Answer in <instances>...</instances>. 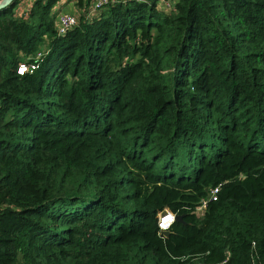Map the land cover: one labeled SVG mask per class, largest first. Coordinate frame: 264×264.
Listing matches in <instances>:
<instances>
[{"label": "trees", "instance_id": "1", "mask_svg": "<svg viewBox=\"0 0 264 264\" xmlns=\"http://www.w3.org/2000/svg\"><path fill=\"white\" fill-rule=\"evenodd\" d=\"M59 1L0 9V264H264V0Z\"/></svg>", "mask_w": 264, "mask_h": 264}, {"label": "built area", "instance_id": "2", "mask_svg": "<svg viewBox=\"0 0 264 264\" xmlns=\"http://www.w3.org/2000/svg\"><path fill=\"white\" fill-rule=\"evenodd\" d=\"M2 0H0L1 2ZM111 0H94L92 6L90 8L91 12H96L104 7L108 2ZM161 4L165 7H171L172 1L171 0H160ZM28 7V0H17L16 3V13L23 14L24 8ZM78 23V15L70 14V13H63L60 14V22L58 25L59 33H64L73 26ZM48 51V48H41L37 50L34 55L28 56L26 59L20 61L17 67V71L20 74H25L26 72H33L36 70L39 65L40 61L43 60L45 53ZM221 185L212 187L208 197L203 198L200 206L198 207L199 211H203L206 208L208 202L210 200H215L218 197V193L220 191ZM176 220V213L172 212L171 210H165L160 214L159 217V224L163 230H168L171 227V224Z\"/></svg>", "mask_w": 264, "mask_h": 264}, {"label": "crops", "instance_id": "3", "mask_svg": "<svg viewBox=\"0 0 264 264\" xmlns=\"http://www.w3.org/2000/svg\"><path fill=\"white\" fill-rule=\"evenodd\" d=\"M77 1L78 0H60L58 5L60 4V7L58 9V12L56 13V23L57 25H59L58 23L60 22V14L63 13H70V14H76L78 16H81L83 14H87V10L84 9L85 5H83V7L77 6ZM94 0H92L93 3ZM34 2V0H28V7H25L26 9L29 8L32 3ZM92 3H90L89 8H91Z\"/></svg>", "mask_w": 264, "mask_h": 264}, {"label": "water", "instance_id": "4", "mask_svg": "<svg viewBox=\"0 0 264 264\" xmlns=\"http://www.w3.org/2000/svg\"><path fill=\"white\" fill-rule=\"evenodd\" d=\"M14 2H16V0H2V1L0 2V9L5 8V7H8V6H10V5H13ZM183 217H184V216H183L182 214H177V215H176V220H179V221H183V222H185ZM169 232H170L169 230H163V231H162V233H163L164 235H168Z\"/></svg>", "mask_w": 264, "mask_h": 264}, {"label": "rangeland", "instance_id": "5", "mask_svg": "<svg viewBox=\"0 0 264 264\" xmlns=\"http://www.w3.org/2000/svg\"><path fill=\"white\" fill-rule=\"evenodd\" d=\"M161 3V1L159 2V4ZM59 7H60V4L57 6V9H55V12H54V14L53 15H55L57 12H58V9H59ZM14 10L16 11V6L14 7ZM27 9L26 8H24V11H26ZM59 24V23H58Z\"/></svg>", "mask_w": 264, "mask_h": 264}]
</instances>
